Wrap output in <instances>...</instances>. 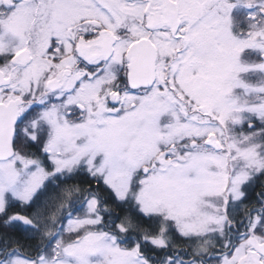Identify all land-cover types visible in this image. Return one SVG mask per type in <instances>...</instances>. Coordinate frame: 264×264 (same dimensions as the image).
<instances>
[{
  "label": "snow or ice",
  "instance_id": "6c2138e0",
  "mask_svg": "<svg viewBox=\"0 0 264 264\" xmlns=\"http://www.w3.org/2000/svg\"><path fill=\"white\" fill-rule=\"evenodd\" d=\"M0 264H264V0H0Z\"/></svg>",
  "mask_w": 264,
  "mask_h": 264
}]
</instances>
